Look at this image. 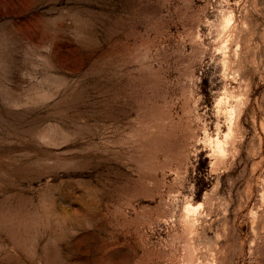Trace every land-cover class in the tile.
<instances>
[{
    "label": "rangeland",
    "instance_id": "rangeland-1",
    "mask_svg": "<svg viewBox=\"0 0 264 264\" xmlns=\"http://www.w3.org/2000/svg\"><path fill=\"white\" fill-rule=\"evenodd\" d=\"M0 264H264V0H0Z\"/></svg>",
    "mask_w": 264,
    "mask_h": 264
},
{
    "label": "bare ground",
    "instance_id": "bare-ground-1",
    "mask_svg": "<svg viewBox=\"0 0 264 264\" xmlns=\"http://www.w3.org/2000/svg\"><path fill=\"white\" fill-rule=\"evenodd\" d=\"M236 103V102H235ZM238 103V102H237ZM226 104V103H225ZM237 105V104H236ZM240 106V105H239ZM224 107V105L222 106V108ZM231 107H232V105H231ZM234 107V106H233ZM232 107V108H233ZM220 108V107H219ZM225 108V107H224ZM235 108H236V106H235ZM234 110V109H233ZM233 110L232 109H230L228 112H230V113H232L233 112ZM234 114H235V112H234ZM227 115V114H226ZM230 116V123H229V125H228V130H231V126H233L234 124L232 123L234 120H232V117L233 116H235V115H229ZM228 117V116H227ZM227 117H226V119H227ZM229 121V120H228ZM237 123V122H236ZM221 139V138H220ZM215 143H220V141H219V139L218 138H216L215 139V141H214ZM214 148V147H213ZM221 148V147H220ZM213 151V150H212ZM215 151V150H214ZM216 154V153H215ZM218 158V157H217ZM191 207V206H190Z\"/></svg>",
    "mask_w": 264,
    "mask_h": 264
}]
</instances>
